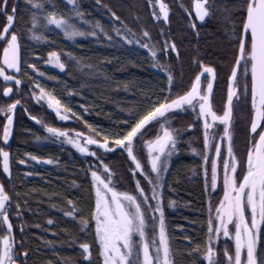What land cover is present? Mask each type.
Returning a JSON list of instances; mask_svg holds the SVG:
<instances>
[{
	"label": "trees",
	"instance_id": "obj_1",
	"mask_svg": "<svg viewBox=\"0 0 264 264\" xmlns=\"http://www.w3.org/2000/svg\"><path fill=\"white\" fill-rule=\"evenodd\" d=\"M75 7L67 0H45L46 12L32 9L37 13L38 27L33 29L37 39L24 35L21 39L28 63L35 64L39 72L28 69L33 75L29 81L38 82L42 86L62 95L70 106L76 108L79 114L69 115L68 120H60L56 114L45 106L36 108L41 121L35 131L23 139V160L18 165L15 179L11 185L12 210L9 213L10 223L13 226L12 238L24 241L20 244L22 251L27 250V264H89L82 256L79 244L88 242L91 245L90 264H102L99 247L95 241V224L90 220L91 208L95 204L94 192L91 190V177L85 176L88 165H98L100 162L94 157L79 153L70 143H65L64 137H55L43 129V125L79 132L85 136L102 139L106 134L126 130L127 125L133 122L130 112L143 105L149 97L164 99L167 95V78L159 67H153L149 50L135 43L140 33L147 30L152 44L163 46L165 38L174 42L178 53H169L164 57L158 51L161 63H169L179 73L183 71L184 86L181 87L180 76L177 75V87L172 90V98L183 94L190 87L199 67L192 64L194 57H199L206 65L212 66L217 73L214 80V94L211 96L213 110L222 114L223 102L227 94V75L234 64V39L232 33L239 27L234 18L227 17L235 14L232 0H215L212 4V15L202 23H194L191 13L192 0H162L168 7L169 20L157 21L153 19L148 0H74ZM20 15L30 23V12L24 0H18ZM55 11L62 15L75 28L84 32L72 38H66L64 33L46 23L44 16L47 12ZM77 12L80 15H77ZM115 12L119 21L112 19ZM99 23L113 37L105 38L104 34L95 28ZM195 24V29L191 27ZM19 26V22H18ZM113 27L125 29L135 34L132 44L124 43L112 31ZM96 31L97 35L87 33ZM163 32V36H161ZM49 52H56L65 70L59 73L49 67ZM37 54L32 61L31 56ZM177 55L179 59L177 60ZM76 60L80 64H76ZM238 83L239 101L235 105L233 117V147L238 159L246 158L247 140L246 127L250 123V77L249 88L244 89V80L240 74ZM164 91L161 92V85ZM172 128L178 129L177 150L168 158L169 167L164 172L165 180L162 191L164 193L163 209L165 223L174 250H186L201 244L206 239L207 222L209 217V201L219 203L222 195V185L219 181L218 191L213 197L205 195V175L202 164L208 169L210 188V160L205 164L202 159L203 138L202 129L196 124L194 129L188 130L189 122L196 123L194 115L189 109L187 112H176L170 117ZM158 125L150 124L143 130L142 137L137 138V148H142L143 139H151L156 135ZM99 133V136H96ZM111 146V145H110ZM92 151H98L104 156V161L111 166V170L120 177L117 185L119 191L133 192L134 183L129 182L130 161L126 153L121 151L105 152L93 146ZM196 148L194 154L191 149ZM27 154V155H26ZM30 156H36L32 160ZM146 165V150L141 153ZM51 163H45V161ZM97 170L96 168L90 169ZM240 171V170H239ZM102 169H99V173ZM142 184L146 185L142 177ZM241 177V171L238 172ZM169 185L171 187H169ZM150 194V192H149ZM77 211L88 217L91 227L81 230L77 222L64 215L72 205ZM169 200L174 201L169 207ZM19 204V209H17ZM214 219V216L212 217ZM52 223L49 224L48 221ZM21 228L23 231L21 232ZM264 230V222L261 223ZM149 241L151 240V228ZM215 236V233H213ZM264 237V231L261 232ZM233 241L229 238L214 240L213 248L217 255L214 260L220 264H227L224 250L233 251ZM178 264H189L187 255L176 257ZM200 255L192 257L199 259Z\"/></svg>",
	"mask_w": 264,
	"mask_h": 264
},
{
	"label": "snow or ice",
	"instance_id": "obj_2",
	"mask_svg": "<svg viewBox=\"0 0 264 264\" xmlns=\"http://www.w3.org/2000/svg\"><path fill=\"white\" fill-rule=\"evenodd\" d=\"M99 2V0H97ZM215 0H194L195 19L203 21L212 15V4ZM11 3V8L9 4ZM68 4L75 7L74 0H67ZM25 6L30 12V23L25 21V17L20 15L18 0H0V42H3L2 54H0V78L9 84L14 82L15 89L10 86L3 87V97L11 99L10 94H18L22 80L19 78L21 73L20 47L21 39L24 35L37 39L33 29L38 27L37 13L32 9H38L41 13L46 12L45 0H24ZM149 8L153 9V19L159 21L161 18L168 23V7L162 0H148ZM159 8V14L155 8ZM232 7L235 9L234 15H229L227 19L237 20V27L232 35L234 39V64L227 75V94L223 102L222 114H217L213 110L211 96L214 94V80L217 77L216 70L212 66L206 65L199 57H194L193 65L199 67V72L192 79L190 87L172 98V90L177 87V75L180 76V85L184 86L183 71L177 70L169 63H161L157 52L163 53L164 57H169V53H178L174 42L165 38L162 47L159 44H152L151 37L147 30L140 33V38H135V43L142 48L149 50L152 58L153 67H159L167 78V95L164 99L152 97L146 99L140 107L130 112L133 122L125 121L126 130L116 133L106 134L102 139H95L87 136L83 145L78 139H69L66 131L45 125V131L55 137H64L65 143H71L76 150L86 156L94 157L100 163L98 165L89 164L85 170V176L91 177V190L94 192L95 204L91 208L90 220L95 224V241L99 247V255L102 264H178L176 257L187 255L189 264H220L213 257L217 255L213 248L214 240L222 234L223 237L233 241V251L224 250V257L227 264H264V237L261 232V222H264V0H232ZM77 15H80L77 12ZM114 21H119L115 12L111 13ZM45 24L55 25L60 29L66 38L85 35L69 23L62 15L58 16L53 10L44 16ZM19 22V26H18ZM191 27L195 29V24ZM104 34L105 38L111 40L113 37L99 23L95 25ZM112 31L121 41L127 44L133 43L134 33L125 29L123 32L113 27ZM97 35L96 31L87 33ZM163 36V32H161ZM47 63H54L61 71L65 70V64L61 62L56 52H49ZM179 56L177 55V60ZM241 62L245 66L243 80L245 91L249 88L248 77L250 75V123L246 127L247 154L246 158L238 159L233 147V117L235 114L234 98L239 101L237 86L240 81L238 67ZM76 64H80L76 60ZM27 68L32 72L43 76L35 64L28 63ZM11 70L12 74H8ZM206 74V84L203 83ZM25 77L28 72H24ZM165 85H161V92ZM35 88L39 89V95ZM35 88H30L32 99L44 100L47 107L55 112L60 120H67L68 116L63 113L72 112L71 107L62 104L52 92L47 91L38 82ZM21 104L20 99L12 100L11 103L0 106V115L6 117L3 121L2 139L5 144L9 140L13 127V111ZM191 110L196 123L189 122L187 129L191 130L199 124L203 138L202 159L205 164L210 160V188L208 169L204 164L205 175V195L213 197L218 191V161L223 160V196L219 198V203L214 204L215 213L212 212V201L210 200L209 217L207 222L206 239L203 243L191 247L189 237V247L186 250H174L170 243L167 231L162 191L165 180L164 172L169 167L168 158L177 150V137L179 130L172 128L170 117L176 111L187 112ZM198 109V112H197ZM72 115L76 114L72 112ZM31 119L41 123L37 117ZM158 125L156 135L153 139H143L142 148H137V138L142 137L143 130L150 124ZM222 126L220 131L216 126ZM215 129V132L213 131ZM216 133L219 139L214 140V154H210L211 139ZM77 136L82 135L77 133ZM99 136V133H96ZM96 145L98 149L105 152L123 151L126 153L129 164V182L134 183L133 192L119 191L118 177L111 166L104 161V156L98 151H90L88 146ZM111 145V146H110ZM146 150V165L143 162L141 153ZM194 154L196 148H192ZM27 155V154H26ZM32 160H37L36 156H30ZM24 164L23 159L19 160ZM51 163V161H45ZM0 167L3 173L10 176V153L0 148ZM96 168L97 170H91ZM238 168L242 172V178L237 173ZM102 169L106 178H102L99 173ZM143 178L146 185L142 184L136 174ZM169 187H171L169 185ZM150 192V194H149ZM11 202L9 193L0 184V229L5 231V235L0 236V264H27L28 252L18 251V244L10 235L13 226L8 215V205ZM174 201L169 200V207ZM72 205L71 210L65 211L64 215L71 217L77 222L81 230L86 231L91 227L88 217L79 213L72 200L68 201ZM19 209V204H17ZM250 215V222L247 217ZM214 216V219L212 217ZM52 223L51 220L48 221ZM232 226H234V231ZM149 228H151V240L149 241ZM23 229L21 228V232ZM215 233V236L213 235ZM158 241V242H157ZM82 249V256L85 261H89L91 255V245L88 242L79 244ZM200 255L199 259L193 260L192 257Z\"/></svg>",
	"mask_w": 264,
	"mask_h": 264
},
{
	"label": "flooded vegetation",
	"instance_id": "obj_3",
	"mask_svg": "<svg viewBox=\"0 0 264 264\" xmlns=\"http://www.w3.org/2000/svg\"><path fill=\"white\" fill-rule=\"evenodd\" d=\"M9 8H11V3L9 4ZM0 27H2V25H0ZM2 48L3 42H0V54H2ZM20 59L21 73L19 74V78L22 80V85L20 86L18 94L14 91L13 94H10L11 99L3 97V87L10 86L15 89V85L14 82L6 84L5 82H3L2 78H0V106L11 103L12 100L15 99L21 100V104L13 111V127L9 136V140L6 144L2 139L3 121L6 119V117L0 115V148H3L5 151H8L10 153V176L4 174L2 167H0V184L5 187V190L9 193L10 197V184L14 185L13 181L15 179L14 177L16 175L18 165L20 167L22 165L19 163V160L23 159V139L28 134L34 132L35 128L40 125V123H36L35 120L31 119V117L33 116L39 119L36 112V108L38 107V105L33 102L32 93L31 91H29L30 88H35L36 78L34 79V81H29L30 78L33 79V75L28 72V68L26 67L28 57L24 52L22 41L20 47ZM31 59L32 61L36 60L37 54L32 55ZM24 72H28L27 77L23 75ZM8 74H12L11 70H8ZM12 204L13 203L11 197V202L8 205V215L12 210ZM5 234V231L0 229V236H3ZM17 247L18 251L22 252V250L20 249V244H18Z\"/></svg>",
	"mask_w": 264,
	"mask_h": 264
},
{
	"label": "rangeland",
	"instance_id": "obj_4",
	"mask_svg": "<svg viewBox=\"0 0 264 264\" xmlns=\"http://www.w3.org/2000/svg\"><path fill=\"white\" fill-rule=\"evenodd\" d=\"M152 2H153V4L155 3V0H152ZM193 5H194V0H192V6H191V13H192V16H193V21H194V23H202V22H204L206 19H207V17L205 18V20H203V21H200V20H196L195 19V10H194V7H193ZM151 11L153 12V9L151 8ZM155 12L157 13V14H159V8L158 7H156L155 8ZM159 21H163V19L161 18ZM48 60H49V57H48ZM49 67H50V69L52 70V71H54V72H56V73H59V72H61V70L60 69H58L56 66H55V64L54 63H49ZM244 70H245V66H244V64H243V62H241V64H240V66L238 67V72H239V75L242 73V75L244 74ZM204 75V80H203V83L204 84H206V74H203ZM249 77H250V75H249ZM42 86V85H41ZM42 87H44L47 91H50V92H52L54 95H56L57 96V98L58 99H60L61 100V102H62V104L63 105H65V106H68V107H71V109H72V112H74L75 114H79V111L76 109V108H73L72 106H70V104H69V102H67L66 100H65V98L62 96V95H59V94H56L55 93V91H53V90H51V89H49V88H47L46 86H42ZM35 92H36V94L37 95H39V89L38 88H36L35 89ZM237 93H238V86H237ZM211 99V98H210ZM33 102L34 103H36L38 106H45L48 110H50V111H52L51 109H49L48 107H47V102L46 101H44V100H36V99H33ZM236 103H237V100L234 98V101H233V104H234V106L236 105ZM250 104H251V96H250ZM53 112V111H52ZM72 112H68V113H63V111H62V114H65V115H67L68 116V119L70 118L69 117V115L70 114H72ZM176 112H181V111H176ZM176 112H174V113H176ZM197 112H198V109H197ZM55 113V112H54ZM67 119V120H68ZM42 121V120H41ZM43 125V129L45 130V125L44 124H42ZM220 131H222V126H220V125H217L216 126ZM61 131H66V130H61ZM214 132H215V129L213 130ZM67 133H68V138L69 139H78L79 140V142L81 143V145H83V141H84V139H85V137H87V136H85V135H80V136H77L76 134L77 133H79V132H69V131H66ZM155 137V136H154ZM153 137V138H154ZM153 138H151V139H153ZM220 137H219V135H218V133H216L214 136H212L211 137V139L213 140V143L210 145V154H214V152H215V148H214V140L215 139H219ZM151 139H149V140H151ZM71 144V143H70ZM88 148H89V150L90 151H92L91 149H90V147L88 146ZM218 168H219V173H218V183H219V181L221 182V185H222V195H221V197L223 196V160L222 159H219V161H218ZM240 169L238 168V170H237V173H235L234 175H238V172H240L239 171ZM100 174H102V178H106V174H103V172H101ZM240 178H242V172H241V177ZM247 219L249 220V222H250V215L247 217ZM262 223V222H261ZM232 228H233V231H234V226H232ZM151 236V235H150ZM219 238H226V237H223V235L221 234L220 236H219ZM158 242V241H157Z\"/></svg>",
	"mask_w": 264,
	"mask_h": 264
},
{
	"label": "water",
	"instance_id": "obj_5",
	"mask_svg": "<svg viewBox=\"0 0 264 264\" xmlns=\"http://www.w3.org/2000/svg\"><path fill=\"white\" fill-rule=\"evenodd\" d=\"M35 122H36V120H35ZM36 123H37V122H36ZM83 142H84V141H83ZM89 146H93V147L97 148L96 145H89ZM97 149H98V148H97ZM100 150L105 151V150H103V149H100Z\"/></svg>",
	"mask_w": 264,
	"mask_h": 264
}]
</instances>
